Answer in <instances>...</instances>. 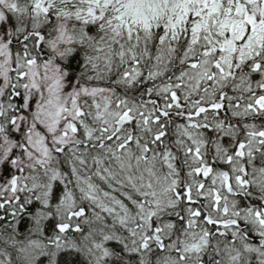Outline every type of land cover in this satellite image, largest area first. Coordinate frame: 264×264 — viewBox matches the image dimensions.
<instances>
[{
  "label": "snow or ice",
  "instance_id": "obj_1",
  "mask_svg": "<svg viewBox=\"0 0 264 264\" xmlns=\"http://www.w3.org/2000/svg\"><path fill=\"white\" fill-rule=\"evenodd\" d=\"M0 264H264V0H0Z\"/></svg>",
  "mask_w": 264,
  "mask_h": 264
}]
</instances>
